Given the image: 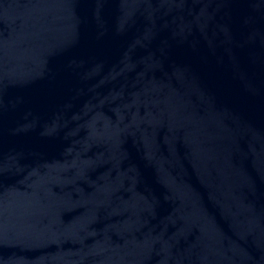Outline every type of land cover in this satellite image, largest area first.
<instances>
[{
	"label": "water",
	"instance_id": "1",
	"mask_svg": "<svg viewBox=\"0 0 264 264\" xmlns=\"http://www.w3.org/2000/svg\"><path fill=\"white\" fill-rule=\"evenodd\" d=\"M0 264H264V0H0Z\"/></svg>",
	"mask_w": 264,
	"mask_h": 264
}]
</instances>
